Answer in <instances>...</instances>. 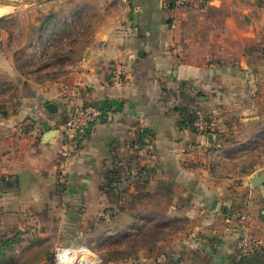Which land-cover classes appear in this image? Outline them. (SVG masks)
Wrapping results in <instances>:
<instances>
[{"label":"crops","instance_id":"1","mask_svg":"<svg viewBox=\"0 0 264 264\" xmlns=\"http://www.w3.org/2000/svg\"><path fill=\"white\" fill-rule=\"evenodd\" d=\"M106 1L121 8L118 21L99 29L71 71L26 84L17 109L0 118V261L11 243L1 242L4 235L28 229L33 211L53 207L79 225L101 214L109 203L101 179L119 155L137 168L129 206L150 202L161 219L182 224L160 243L163 264H264V250L244 259L236 251L239 216L264 239V182L251 185L264 172H243L214 135L182 125L186 113L210 114L257 92L251 83L264 80V0H200L180 9L173 0ZM49 103L56 114L45 110ZM72 103L110 117L63 158L59 125Z\"/></svg>","mask_w":264,"mask_h":264},{"label":"rangeland","instance_id":"2","mask_svg":"<svg viewBox=\"0 0 264 264\" xmlns=\"http://www.w3.org/2000/svg\"><path fill=\"white\" fill-rule=\"evenodd\" d=\"M11 8L0 15V118L17 109L19 93L26 84L54 81L71 71L94 35L103 34L99 29L108 24L113 26L121 12L119 6L106 0H51ZM251 85L256 86V93L234 96L231 103L216 108V112L209 114L197 109L206 116L208 128L204 132L190 130L202 136L214 135L220 140L219 145L226 146L228 154H232L228 156L239 157L230 159L237 167L241 164L243 172L262 173L264 93L260 91H264V80L257 79ZM245 103H249L248 108L243 107ZM119 159L117 155L115 168L106 173L114 172L115 175L107 177L116 178L114 187L100 188L109 202L101 208V214L79 225L53 207L48 211H33L37 219L28 229L4 235L1 242L11 240V243L3 247L8 253L0 264H54L57 248L77 246L87 247L96 254L92 264L167 262V256L158 248L182 224L161 219L155 213L156 208L149 207L150 202L148 206L142 202H132V207L129 206L128 190L137 187V176L133 173L137 168L133 161ZM54 184L57 193L62 192L60 179ZM102 184H107L105 177ZM113 216H116L113 224L104 222L106 217Z\"/></svg>","mask_w":264,"mask_h":264},{"label":"built area","instance_id":"3","mask_svg":"<svg viewBox=\"0 0 264 264\" xmlns=\"http://www.w3.org/2000/svg\"><path fill=\"white\" fill-rule=\"evenodd\" d=\"M200 0H173L177 9L192 5ZM202 1V0H201ZM192 127L198 132L208 128L206 116L195 111ZM110 117L106 109L94 105L72 103L61 124L59 125L61 150L63 158H69L83 144L93 128ZM264 250V239L251 234L245 223V217L237 218L236 251L239 258L244 259L256 252ZM96 254L87 247L77 246L74 249L57 248L54 254V264H92Z\"/></svg>","mask_w":264,"mask_h":264},{"label":"water","instance_id":"4","mask_svg":"<svg viewBox=\"0 0 264 264\" xmlns=\"http://www.w3.org/2000/svg\"><path fill=\"white\" fill-rule=\"evenodd\" d=\"M45 1L48 2L51 0H12V1L0 0V7L18 8V7L23 6V5H31V4H35V3H42ZM45 110L50 114H56L58 111L57 106L54 104H51V103H49L45 106ZM49 128L50 127L47 125L44 126V128H43V130L45 131L46 137H50L54 133L53 131H50ZM19 178H20V187L23 188L24 184L22 182H23L24 176L20 175ZM263 182H264V174H258V175H255L254 178L252 179L251 185H252V187H257V186H261L263 184ZM68 217L77 218V215L76 214H68Z\"/></svg>","mask_w":264,"mask_h":264},{"label":"trees","instance_id":"5","mask_svg":"<svg viewBox=\"0 0 264 264\" xmlns=\"http://www.w3.org/2000/svg\"><path fill=\"white\" fill-rule=\"evenodd\" d=\"M184 121L182 122V125H184L186 128L188 129H193V127L191 126L192 122L190 119H193L192 118V114L191 113H186L184 116ZM187 119H189V121L187 122ZM193 121V120H192ZM194 131V130H193ZM110 175H106L105 176V179H107V184L104 186V184L101 185V187H105V189H108V188H113L114 186V183L117 182L116 178H111L110 180L107 178L108 176H113L115 175L114 172H111L109 173ZM106 193V192H105Z\"/></svg>","mask_w":264,"mask_h":264},{"label":"bare ground","instance_id":"6","mask_svg":"<svg viewBox=\"0 0 264 264\" xmlns=\"http://www.w3.org/2000/svg\"><path fill=\"white\" fill-rule=\"evenodd\" d=\"M11 7H0V15L6 14V12L10 11Z\"/></svg>","mask_w":264,"mask_h":264}]
</instances>
